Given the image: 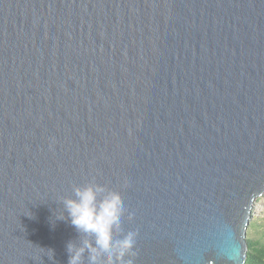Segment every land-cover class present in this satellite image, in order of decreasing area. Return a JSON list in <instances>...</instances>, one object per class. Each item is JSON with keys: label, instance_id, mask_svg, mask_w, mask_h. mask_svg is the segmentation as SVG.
<instances>
[{"label": "water", "instance_id": "obj_1", "mask_svg": "<svg viewBox=\"0 0 264 264\" xmlns=\"http://www.w3.org/2000/svg\"><path fill=\"white\" fill-rule=\"evenodd\" d=\"M90 182L121 197L125 260L244 263L264 0H0V264H67L60 201Z\"/></svg>", "mask_w": 264, "mask_h": 264}, {"label": "clouds", "instance_id": "obj_2", "mask_svg": "<svg viewBox=\"0 0 264 264\" xmlns=\"http://www.w3.org/2000/svg\"><path fill=\"white\" fill-rule=\"evenodd\" d=\"M60 204L63 215L58 220L70 223L78 234V242L66 243L67 264H85V254L87 264H134L133 259L125 257L135 255V233L114 235L120 233L125 211L119 193L90 182L73 186L72 195L63 197Z\"/></svg>", "mask_w": 264, "mask_h": 264}, {"label": "rangeland", "instance_id": "obj_3", "mask_svg": "<svg viewBox=\"0 0 264 264\" xmlns=\"http://www.w3.org/2000/svg\"><path fill=\"white\" fill-rule=\"evenodd\" d=\"M246 239L264 244V194L257 197L246 229Z\"/></svg>", "mask_w": 264, "mask_h": 264}, {"label": "trees", "instance_id": "obj_4", "mask_svg": "<svg viewBox=\"0 0 264 264\" xmlns=\"http://www.w3.org/2000/svg\"><path fill=\"white\" fill-rule=\"evenodd\" d=\"M246 241L247 251L243 264H264V244L254 240Z\"/></svg>", "mask_w": 264, "mask_h": 264}]
</instances>
